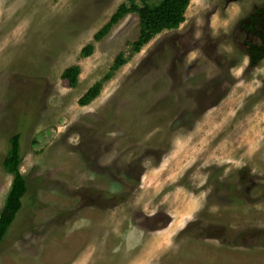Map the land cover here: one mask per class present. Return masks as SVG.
<instances>
[{"label": "rangeland", "instance_id": "374dc122", "mask_svg": "<svg viewBox=\"0 0 264 264\" xmlns=\"http://www.w3.org/2000/svg\"><path fill=\"white\" fill-rule=\"evenodd\" d=\"M130 4L0 0V210L15 133L28 186L0 264H264V0H191L135 54L136 14L93 42Z\"/></svg>", "mask_w": 264, "mask_h": 264}, {"label": "trees", "instance_id": "16d2710c", "mask_svg": "<svg viewBox=\"0 0 264 264\" xmlns=\"http://www.w3.org/2000/svg\"><path fill=\"white\" fill-rule=\"evenodd\" d=\"M139 1L141 3L140 7L133 4L129 6L121 5L109 18L108 22L94 34L93 42H100L126 15L136 14L139 26L138 37L130 44V52L131 54L138 53L156 35L163 31L177 29L185 20V11L191 0H161L154 7L149 6L145 0ZM93 50L92 44L83 47L80 51V57L91 56ZM126 63L127 60L122 55L117 56L110 67L109 73L104 77V81L110 80L113 74ZM79 75L80 67L78 65L66 68L60 76L61 86L67 89L76 88ZM101 86L102 82L95 83L78 100V105L83 107L92 102L98 96ZM8 144L9 148L3 158L2 168L11 177V183L0 210V244L21 212L28 191L26 179L20 170L22 163L21 135L19 133L13 134L8 139Z\"/></svg>", "mask_w": 264, "mask_h": 264}, {"label": "flooded vegetation", "instance_id": "af4514ba", "mask_svg": "<svg viewBox=\"0 0 264 264\" xmlns=\"http://www.w3.org/2000/svg\"><path fill=\"white\" fill-rule=\"evenodd\" d=\"M263 44H264V42H263Z\"/></svg>", "mask_w": 264, "mask_h": 264}]
</instances>
